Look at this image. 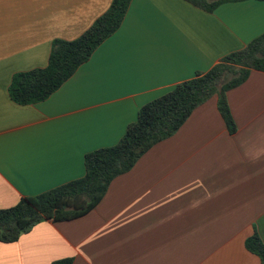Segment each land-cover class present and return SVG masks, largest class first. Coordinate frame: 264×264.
<instances>
[{
  "label": "crops",
  "instance_id": "obj_1",
  "mask_svg": "<svg viewBox=\"0 0 264 264\" xmlns=\"http://www.w3.org/2000/svg\"><path fill=\"white\" fill-rule=\"evenodd\" d=\"M111 0H0V209L84 175L138 109L264 33V0H131L118 30L47 99L11 100L14 73L44 67L54 39L81 35ZM213 94L78 218L42 220L0 242V264H260L264 245V71Z\"/></svg>",
  "mask_w": 264,
  "mask_h": 264
},
{
  "label": "trees",
  "instance_id": "obj_2",
  "mask_svg": "<svg viewBox=\"0 0 264 264\" xmlns=\"http://www.w3.org/2000/svg\"><path fill=\"white\" fill-rule=\"evenodd\" d=\"M185 1L213 12L221 3L243 0ZM130 2L111 0L108 8L77 38L52 40L44 67L12 75L8 85L11 100L25 105L47 99L118 30ZM251 70L264 71V33L243 49L225 55L208 71L195 73L142 105L135 121L127 125L115 145L85 153L82 177L35 196H23L15 205L0 209V242H15L42 220L67 221L88 213L102 199L113 178L130 170L154 144L174 134L191 111L213 94L217 95V108L229 131H234L226 92L242 83ZM245 248L264 264V245L256 232L246 238ZM51 264H72V259Z\"/></svg>",
  "mask_w": 264,
  "mask_h": 264
},
{
  "label": "rangeland",
  "instance_id": "obj_3",
  "mask_svg": "<svg viewBox=\"0 0 264 264\" xmlns=\"http://www.w3.org/2000/svg\"><path fill=\"white\" fill-rule=\"evenodd\" d=\"M227 77H229V78H230V75L228 74V75H227Z\"/></svg>",
  "mask_w": 264,
  "mask_h": 264
}]
</instances>
